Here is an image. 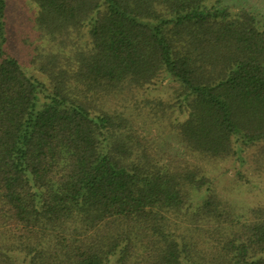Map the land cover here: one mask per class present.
<instances>
[{"label":"trees","instance_id":"16d2710c","mask_svg":"<svg viewBox=\"0 0 264 264\" xmlns=\"http://www.w3.org/2000/svg\"><path fill=\"white\" fill-rule=\"evenodd\" d=\"M25 1L12 33L0 0V264H264V200L220 185L264 174V0Z\"/></svg>","mask_w":264,"mask_h":264},{"label":"rangeland","instance_id":"374dc122","mask_svg":"<svg viewBox=\"0 0 264 264\" xmlns=\"http://www.w3.org/2000/svg\"><path fill=\"white\" fill-rule=\"evenodd\" d=\"M229 3L232 1V3H235L237 5H245L246 3L250 2L249 0H227ZM7 10L9 12H13V16H11V22H12V29L11 32L14 33L16 30H18V27L26 26L28 24L27 16L30 14L31 11H33L32 7L25 1V0H7ZM15 29V30H14ZM23 47V46H22ZM22 47L20 45L15 44L12 42L10 44V52L13 53L18 57V59L21 62H25L26 57L24 55V52L22 50ZM170 80L164 78V82H162L157 88L152 91L155 92H161L163 89H168ZM158 90V91H156ZM226 166H228V170L226 171V175L228 176V179H224L222 177L223 175H220V185H223L224 182H232L235 183L237 188H234L232 190H226V194L236 200L240 203H246L251 204L256 202L257 200H264V185H262V182L264 184V174L263 176H257V172H254L247 164L244 165L242 168H237L233 163L230 161L225 162ZM239 169L241 172H243L246 177L249 178L248 183H238L236 182V170ZM218 173V172H217ZM226 180V181H225ZM260 189L262 192H260Z\"/></svg>","mask_w":264,"mask_h":264}]
</instances>
